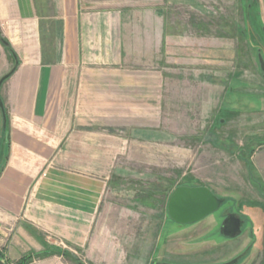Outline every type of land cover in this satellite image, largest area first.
Here are the masks:
<instances>
[{
	"label": "crops",
	"instance_id": "0c3cea01",
	"mask_svg": "<svg viewBox=\"0 0 264 264\" xmlns=\"http://www.w3.org/2000/svg\"><path fill=\"white\" fill-rule=\"evenodd\" d=\"M161 2L0 0V79L11 73L0 86V255L7 264L27 256L29 264H175L158 261L164 239L191 230V243H215L210 221L163 233L167 202L150 192L142 199L140 190L87 166L104 162L94 149L112 139L123 147L125 137L112 133L125 129L110 124L125 120L121 103L140 106L145 83L149 98L166 97L157 83L171 79L166 66L175 52L184 59V19L173 12L184 0ZM180 67L171 71L182 80ZM147 68L161 76L145 81ZM111 90L119 104H110ZM234 216L240 233L228 241L249 223Z\"/></svg>",
	"mask_w": 264,
	"mask_h": 264
},
{
	"label": "rangeland",
	"instance_id": "374dc122",
	"mask_svg": "<svg viewBox=\"0 0 264 264\" xmlns=\"http://www.w3.org/2000/svg\"><path fill=\"white\" fill-rule=\"evenodd\" d=\"M173 12L184 19V59L175 52L178 59L166 66L171 79L157 83L167 96L149 98L148 83L141 84L140 106L125 99V120L113 117L110 123L125 129L112 133L125 137L123 147L112 139L113 144L94 149V156H106L104 162L87 166L140 190L142 199L150 192L165 204L181 186H204L219 198V210L203 219L216 224L208 237L215 243L193 244L187 230L163 240L158 261L208 264L241 255L237 264H264V0H184ZM173 65L181 66L182 80ZM140 72L145 81L161 76L159 69ZM113 92L109 102L119 104ZM132 109L140 115L135 124L128 115ZM136 124L142 131L133 133ZM224 209L249 221L241 238L228 241L221 234ZM179 228L168 220L163 233ZM249 236L253 248L241 254L252 246Z\"/></svg>",
	"mask_w": 264,
	"mask_h": 264
},
{
	"label": "water",
	"instance_id": "95a60500",
	"mask_svg": "<svg viewBox=\"0 0 264 264\" xmlns=\"http://www.w3.org/2000/svg\"><path fill=\"white\" fill-rule=\"evenodd\" d=\"M261 67L263 68L262 60ZM7 75L0 79V86ZM0 110L3 112L2 102L0 100ZM221 206V201L207 187H178L168 198L167 216L178 225H190L197 223L210 214L216 212ZM222 232L225 237L234 238L240 233V221L238 217L230 214L226 217L222 225ZM239 258L233 260L215 263V264H237ZM0 264H7L0 257ZM155 264H171L157 262Z\"/></svg>",
	"mask_w": 264,
	"mask_h": 264
},
{
	"label": "flooded vegetation",
	"instance_id": "af4514ba",
	"mask_svg": "<svg viewBox=\"0 0 264 264\" xmlns=\"http://www.w3.org/2000/svg\"><path fill=\"white\" fill-rule=\"evenodd\" d=\"M218 210H219V209H218ZM218 210H217V211H218ZM228 210H229V209H227V210L224 209V210H222V212H221V215H220V216H221V219H220V221H219V223H218V228H219V229L222 228L223 222H224V220L226 219V217H227L228 215H230V214L235 215V213H233V212H231V213H227V212H226V214H225L224 212H225V211H228ZM214 213H215V212H214ZM210 215H211V214H210ZM185 226H186V225H185ZM244 228H245V227H244ZM247 229H250V228H249V227H246L245 230H244V229H243V230L246 231ZM250 232H251V231H250ZM249 240H250V241H249V242H250L249 244H251L252 246L249 247V245H247V247H245V249L242 251L241 254H243V253L247 254V251H251V249L253 248V244H252V243H253V239L251 238V236H249ZM235 258H239V259H241V255H240V256H236ZM235 258H234V259H235ZM239 259H238V260H239ZM232 260H233V259H232Z\"/></svg>",
	"mask_w": 264,
	"mask_h": 264
},
{
	"label": "trees",
	"instance_id": "16d2710c",
	"mask_svg": "<svg viewBox=\"0 0 264 264\" xmlns=\"http://www.w3.org/2000/svg\"><path fill=\"white\" fill-rule=\"evenodd\" d=\"M0 41L3 43V40L0 38ZM11 73H8L6 78H8L10 76ZM5 78V79H6ZM47 254H50V252H45V253H42V254H38L36 255L37 257H41V256H44V255H47ZM0 257H2L0 255ZM32 257L31 256H27V257H24L22 258V260H20L17 264H29L30 261H31Z\"/></svg>",
	"mask_w": 264,
	"mask_h": 264
}]
</instances>
